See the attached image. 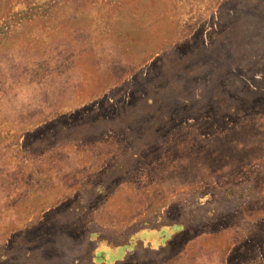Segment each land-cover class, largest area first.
I'll return each mask as SVG.
<instances>
[{"label":"rangeland","instance_id":"1","mask_svg":"<svg viewBox=\"0 0 264 264\" xmlns=\"http://www.w3.org/2000/svg\"><path fill=\"white\" fill-rule=\"evenodd\" d=\"M0 264H264V0H0Z\"/></svg>","mask_w":264,"mask_h":264}]
</instances>
